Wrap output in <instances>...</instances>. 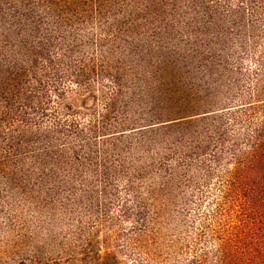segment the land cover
Returning <instances> with one entry per match:
<instances>
[{"label": "rangeland", "instance_id": "1", "mask_svg": "<svg viewBox=\"0 0 264 264\" xmlns=\"http://www.w3.org/2000/svg\"><path fill=\"white\" fill-rule=\"evenodd\" d=\"M0 264H264V0H0Z\"/></svg>", "mask_w": 264, "mask_h": 264}]
</instances>
